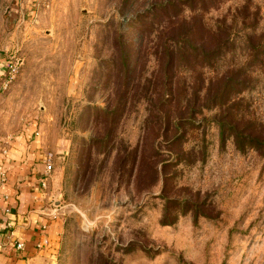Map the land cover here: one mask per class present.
Here are the masks:
<instances>
[{"label":"rangeland","instance_id":"rangeland-1","mask_svg":"<svg viewBox=\"0 0 264 264\" xmlns=\"http://www.w3.org/2000/svg\"><path fill=\"white\" fill-rule=\"evenodd\" d=\"M0 67V135L53 155L58 264H264V149L230 134L264 140V0H0Z\"/></svg>","mask_w":264,"mask_h":264},{"label":"crops","instance_id":"crops-1","mask_svg":"<svg viewBox=\"0 0 264 264\" xmlns=\"http://www.w3.org/2000/svg\"><path fill=\"white\" fill-rule=\"evenodd\" d=\"M47 155L36 128L0 135V264H58L63 214L51 209Z\"/></svg>","mask_w":264,"mask_h":264},{"label":"trees","instance_id":"trees-1","mask_svg":"<svg viewBox=\"0 0 264 264\" xmlns=\"http://www.w3.org/2000/svg\"><path fill=\"white\" fill-rule=\"evenodd\" d=\"M257 51V49H256ZM218 75V74H217ZM218 77V76H217ZM217 77H213V79H211L208 87L205 89L207 91V97L208 99H211V100H215L216 102L219 101V102H224L222 101L223 98L226 97V95L228 94V90H227V85L228 83L224 81L220 82L221 80L223 79H226L227 75L223 74L221 76V80H217ZM230 79V78H229ZM215 83H217V87L219 85V83H225L224 85L222 84V86L220 87V89H218V91L216 90L217 88H215ZM230 91V90H229ZM221 100V101H220ZM221 105H224L226 106L227 103H220ZM234 105V104H232ZM233 108L232 107H227V110L230 112ZM228 118V116H227ZM252 122L254 125H256V127L258 126V124H261L259 119H252ZM220 126H221V136H222V139L225 138L226 134H225V130H226V124L221 122L220 123ZM229 130H234L235 127H233V125H231L230 127H228ZM236 130V129H235ZM230 134L233 136V138L235 139L237 145L240 147V148H244V146L246 144L249 145L250 148H255V149H258V148H262L264 149V140H261L260 139V135H249V136H246L245 138L242 137L243 135L240 134V133H236V131H230ZM256 134V133H255ZM259 136V137H258ZM250 137V139H248ZM248 140V141H247Z\"/></svg>","mask_w":264,"mask_h":264},{"label":"built area","instance_id":"built-area-1","mask_svg":"<svg viewBox=\"0 0 264 264\" xmlns=\"http://www.w3.org/2000/svg\"><path fill=\"white\" fill-rule=\"evenodd\" d=\"M52 162H53V155L52 154H48L47 157H46V159H45V163H46V168H47V170L49 172L52 169ZM44 244L47 245L48 244V241H45ZM22 246H23L22 244H18V247L19 248H21Z\"/></svg>","mask_w":264,"mask_h":264}]
</instances>
